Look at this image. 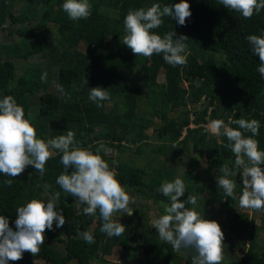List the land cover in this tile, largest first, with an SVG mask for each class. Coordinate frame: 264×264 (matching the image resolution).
Instances as JSON below:
<instances>
[{
  "label": "trees",
  "instance_id": "16d2710c",
  "mask_svg": "<svg viewBox=\"0 0 264 264\" xmlns=\"http://www.w3.org/2000/svg\"><path fill=\"white\" fill-rule=\"evenodd\" d=\"M63 2L0 0V31H5L6 36L0 42V99L5 95L16 99L24 108L25 119L36 128L38 138L46 141L72 130L80 146H91L94 154L100 145L111 149L99 154L115 169L126 192L153 202L159 215L164 214L169 200L156 189L164 180L175 179L173 170L165 166L172 157L179 160L180 154L199 153L216 179L223 175L220 168L224 164L231 171L238 170L234 154L224 147L226 137L211 136L201 125L214 119L226 124L230 119H256L260 129L254 138L259 150L264 151V80L256 71L259 57L252 55L245 39L264 33V9L244 19L217 0H187L191 17L186 18L184 26L164 17L163 25L153 30L161 36L174 31L177 37L189 38L187 65L172 67L164 62L162 54L135 56L123 45V21L130 9L147 8L153 3L163 8L180 0H89L91 16L79 21L68 19L61 8ZM27 52H33L37 60L24 62L22 56ZM15 60L23 61L18 73ZM45 72L47 82H41ZM158 75L163 77L161 90L154 88ZM56 84L63 85L67 96H61ZM97 86L106 89L111 97L101 102L100 108L88 99L89 89ZM148 130L159 141L153 149L148 148ZM143 151L155 155L164 151V163L153 166L149 154H143L146 162L136 165ZM195 157H189L188 162L194 164ZM114 160L118 162L115 165ZM45 167L41 176L27 166L13 178L11 187L3 183L8 177L0 174V216L7 218L14 230L17 207L31 199L46 200L57 191V211H62L66 221L61 228H56L54 221L53 230L45 229L39 255L24 252L22 259L9 264H33L34 260L47 264H106L104 257L114 247H120L131 258V264H167L179 256L180 252L161 241L156 229L147 223L146 205L130 203L132 216L126 215L120 222L125 232L109 237L100 231L99 215L85 216L82 207H77V198L56 184L64 171L60 153L54 151ZM260 167L264 169V164ZM193 168L188 166L180 178L186 186L181 200L198 192ZM240 175L237 172V181L229 177L237 183V200L241 194ZM44 185H50L47 192ZM216 198L227 208L234 200L222 190ZM257 214L260 227L253 215L249 218L232 210L229 221L221 228L231 237L224 244L229 264H264V213ZM85 231L93 235V244L78 236V232ZM193 255L194 250L187 254L185 264H192Z\"/></svg>",
  "mask_w": 264,
  "mask_h": 264
},
{
  "label": "clouds",
  "instance_id": "9594fccd",
  "mask_svg": "<svg viewBox=\"0 0 264 264\" xmlns=\"http://www.w3.org/2000/svg\"><path fill=\"white\" fill-rule=\"evenodd\" d=\"M223 8L240 13L242 18L251 19L264 9V0H217ZM62 10L69 20L79 21L90 18L92 4L89 0H64ZM164 17L174 19L178 25L184 26L186 18L191 17L190 5L187 0H180L171 6L161 8L159 3L150 7L130 9L123 21V45L127 46L135 56L151 57L161 55L165 63L172 67L187 65L189 38L174 31L163 36L153 30L160 28ZM253 56L259 57L256 71L264 80V33L246 36ZM41 82H47V72L40 77ZM87 84V80L84 78ZM61 96H67L62 84H56ZM88 99L102 107L103 101L110 100V93L100 86L89 89ZM237 125L233 128L230 125ZM205 133L216 137H226L224 147L231 150L235 157V167L239 169L242 181L241 194L238 198L242 209L264 213V151L259 150V142L254 138L259 135L260 122L256 119H230L228 124L222 119H214L201 125ZM251 133L250 136L245 135ZM75 132L67 130L65 134L44 140L37 137V130L25 119L24 108L17 104L12 95L0 99V174L8 177L3 183L11 187L13 178L23 173L31 166L41 176L46 171V164L52 158L54 151L60 153V163L64 171L57 177L56 184L65 193L77 198V207H82L85 216H97L102 221L100 231L109 237H119L125 232V227L114 220L116 213L132 216L133 209L129 207L136 199L131 197L117 179L114 168L99 154L101 151L111 152V149L100 145L96 153L91 146L83 148L75 139ZM113 161V164H117ZM71 170V171H69ZM223 175L216 179V184L226 197L236 199L237 183L230 179L237 172L230 170L228 164L220 168ZM45 192L50 185H44ZM167 197L169 204L164 207V214L151 221L159 239L171 245L173 251L192 249V264H221L224 259V233L216 221H210L195 210L200 194L187 195L186 186L180 178L169 182L164 180L156 189ZM60 192H53L46 200L31 199L16 208L14 220L15 230L9 226V220L0 216V264L22 259L24 252L37 256L44 245L45 229L53 230L65 224V218L57 211ZM192 205V208L186 207ZM86 243L95 242L90 232H78ZM97 264V262H93Z\"/></svg>",
  "mask_w": 264,
  "mask_h": 264
},
{
  "label": "rangeland",
  "instance_id": "374dc122",
  "mask_svg": "<svg viewBox=\"0 0 264 264\" xmlns=\"http://www.w3.org/2000/svg\"><path fill=\"white\" fill-rule=\"evenodd\" d=\"M5 31H0V42H4L5 41ZM22 60L24 62H32V61H36L37 57L35 56V54L33 52H27L24 53L22 56ZM22 60H15L16 62V68H17V73L19 72V68L21 66V63L23 62ZM163 87V77L161 75L157 76V79L154 83V88L156 90H161ZM147 134L149 135V140H150V144L148 145V148L153 149L155 148L157 145H159V141L156 139L155 134L152 135V133L148 130ZM184 134V132H183ZM109 154V153H108ZM145 154H149L150 158L152 159V165L153 166H158L163 162L164 159V151H161L160 153H158L157 155L152 154V153H145L144 151L142 152V154L140 155V158H138L136 160V165L142 164L144 165V162H146V160L142 159V155ZM111 155L114 156L113 153H111ZM125 153L118 155V157H116V159H120L122 156H124ZM180 157L179 160L175 159V156L172 157L170 160H168V162L166 163V167L169 169H172L174 172V177L176 178H181L182 173H184L187 169V167H193L192 169V174L195 177V180H193L194 185L198 188V194H200V199L197 202V206H195V210L197 212H199L203 218L210 220V221H216L221 228H223L225 225L224 223L229 221L230 219V212H232V210L235 211H239L242 214H246L247 216H249V218H251V215H253V212L250 211L249 209H242L239 206L238 200L234 199L233 201H231V206L230 208L227 207H223L221 203H224L225 201V197L222 196L221 198V203H219L218 199L216 198V195L218 196V193L220 192V189L218 188L217 184H216V178L214 177V172L212 170H208L205 167V161L201 160L203 159V157L201 158V156L199 155V153H195L192 151H189L188 153H183L178 155ZM191 156H196L195 160H194V164L191 162H188V158ZM124 158V157H123ZM131 158H129L130 160ZM123 160H128L127 159H123ZM201 160V161H199ZM151 163V161H150ZM164 163V162H163ZM239 169L235 172H238ZM234 172V171H233ZM239 173V172H238ZM236 176H231V178H233L235 181ZM200 190V192H199ZM195 193V194H196ZM136 199V204L137 205H146L149 209L145 210L147 212V223L149 225H151V221L155 218H158L159 212L157 210V206L151 202V201H147V200H143L138 198L137 196H132ZM165 207V206H164ZM192 205H189L188 208H192ZM149 212V213H148ZM120 213H116L113 216L114 220H118L119 222H122L123 219L126 217V215H122L120 216ZM254 219H256V223H259V225H256L257 227L262 226L260 225V217L258 216L257 212H255V215H253ZM225 229V228H224ZM223 229V233H224V241L223 244L231 241V237L230 234L228 232H226V230ZM192 249H183L182 251H180L179 256L173 260L170 263L167 264H185V260H186V256L189 252H191ZM104 259L107 261L105 262L106 264H131L130 260L128 256H126V254L123 253L122 249L120 247H114L110 253V255L105 256ZM132 262V261H131ZM33 264H47L45 261L43 260H34ZM221 264H229V259L227 257L224 256L223 261L221 262Z\"/></svg>",
  "mask_w": 264,
  "mask_h": 264
},
{
  "label": "crops",
  "instance_id": "0c3cea01",
  "mask_svg": "<svg viewBox=\"0 0 264 264\" xmlns=\"http://www.w3.org/2000/svg\"><path fill=\"white\" fill-rule=\"evenodd\" d=\"M183 132H184V130H183ZM183 132H182V135H184V134H185V132H184V134H183Z\"/></svg>",
  "mask_w": 264,
  "mask_h": 264
}]
</instances>
